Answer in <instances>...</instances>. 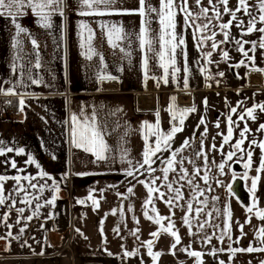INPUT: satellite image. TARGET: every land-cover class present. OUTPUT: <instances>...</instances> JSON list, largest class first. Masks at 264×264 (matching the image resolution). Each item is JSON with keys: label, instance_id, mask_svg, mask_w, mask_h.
<instances>
[{"label": "crops", "instance_id": "obj_1", "mask_svg": "<svg viewBox=\"0 0 264 264\" xmlns=\"http://www.w3.org/2000/svg\"><path fill=\"white\" fill-rule=\"evenodd\" d=\"M150 2L153 6L158 7L159 5V0H150ZM138 7V0H116L113 5L114 10H131ZM24 11L27 14L18 17L16 22L28 31L19 37L16 35V27L12 20L6 15H0V87L8 89L16 85L15 91L24 95L26 105L24 110L20 111L17 95H0V143L14 149L13 152L0 155V175L9 177L30 175L36 177L32 183L47 184V187L43 193H40L38 189H29L28 182L22 179L20 184L36 197L31 204L25 205L24 194L22 192L17 194V182L9 179L4 183L5 195L8 197L11 194V199H8L5 205L0 206V218L8 212V206L14 199L16 203L7 221L13 225L11 228L13 235H19V228L25 223L28 226L19 240L11 241L10 249H6V241L0 240V252L26 260L50 257L48 262L52 264L53 260L59 259L53 257L58 254V248L64 251L63 245L69 242L72 248L70 258L76 264H136L138 260H149L146 246L141 247L139 241L153 239L150 233L157 231L159 226L149 221L144 215L145 209L142 205L147 197V189L125 175L124 170L131 167L127 160L130 159L133 163L140 161L146 146L154 145L155 137H151L148 142L143 138L145 135L144 122L154 124L157 111L160 113L161 131H169L171 114L167 109L171 103V97H176L177 108L192 105L197 108L199 92H210L207 88L195 87L190 81L189 87L184 88L183 78L188 74L183 71V68L185 66L190 68V66L188 65L187 27L184 26L183 13L178 11L176 32L186 42L183 46L187 52L186 65L178 48V66L182 69L179 82L177 78L170 75L167 85L161 82L158 86L156 80L151 77L160 78L163 70L154 52L147 53L150 78L147 81L144 79L143 59L146 50L140 47L138 39L142 26L141 16L135 14L81 16L78 0H66L64 16L54 15L52 27L44 28L37 23L39 18L30 9L25 8ZM81 21L92 30L91 46L103 56V60H100L99 56H93L89 60L85 55L89 46L88 30H83L82 38ZM101 25L122 27L126 38L118 42V47L113 48L108 43L107 28H102ZM151 28L153 29L152 34L157 35L159 24L155 14L151 20ZM33 39L37 41L38 48L31 43ZM37 61L40 63L39 68L35 67ZM258 68H264V55L260 56ZM101 74L117 79L100 80ZM29 76L42 79L43 82L39 85L32 84ZM189 76L191 78V74ZM21 80L23 84H20ZM214 91H221L219 94L224 99V124L221 125L220 133L226 134V117L229 114V107H236L239 101H243V105L237 110L239 113L244 108L264 103V73L251 71L249 67L244 82H240L236 87L212 90L210 94L213 95ZM238 91L239 94H237ZM207 95L209 97V94ZM11 106L20 111L18 117L11 112ZM94 111L96 122L101 126L104 141L109 148V160L107 161L96 162L93 154L76 148L71 142V116L75 114L81 118L90 117ZM255 114L256 121L246 117L248 127L252 131L243 145L245 149H248L249 142L253 138L257 141L264 140V133L257 131L259 124L264 123V112L257 109ZM201 116L198 108L195 113L188 115L183 126L184 130L175 136L171 142V149L179 148L185 139L190 138V146L178 156V159L184 158L182 167L187 168L189 173H193L196 167H200V177L204 174V161L202 158H197L196 153L200 150L207 153L210 179L207 185L200 177H197L196 182L201 188H211V191H205L204 196L199 198L208 200L206 211L213 212L211 223L205 225L204 232H200L195 212H193L191 231L196 235H189L187 226L182 222V217L187 214L186 203L192 193V189L186 182H181L184 184L182 189L184 200L179 202L185 205L184 208L169 209L163 200L159 199L155 200V207L164 216L175 211L173 220L181 237V243L178 249L176 248L178 252L184 246H190L191 250L208 254L213 246L227 248L229 243L227 238L223 245L215 237L211 244L205 245L201 243V238L214 231L218 234L219 229L213 228L212 225L225 226L224 222L227 217L218 214L215 209H221L223 213L228 205L232 211V240L235 241L240 235L237 222L244 224L245 233L244 237L239 240V244L233 243L232 246L247 248L250 242L253 246H260L255 239V230L264 226V221L251 214V222L245 223L249 215L246 209L235 196L227 191L226 187L217 183L218 180L225 185L231 183L232 171H235V167L245 171L242 162L230 161L231 167L226 165L223 175L217 167L226 158L224 154L230 150V145L239 138V132L244 127V123L240 122L239 127L234 129L233 139L230 144L224 145L223 153H221L218 149L223 141L220 139L217 141V137L213 136L207 125L206 135L204 125H202L203 128H197ZM233 120H238V114L233 115ZM212 144L217 146V150L209 151ZM19 148H24V154H17L15 150ZM124 149L127 150V155L122 160ZM158 155L162 159L168 158L170 151L158 153ZM260 156L261 149L255 147L250 171L254 176L257 174L256 168ZM29 157L35 159L40 165L39 169L35 164H26ZM13 159L16 161V168L11 167L10 161ZM189 161H194V163H189ZM153 167L157 168L155 175L161 176L160 168L163 165L160 160H157ZM41 170L48 173V178L39 177ZM84 173L87 174L82 175ZM175 175L170 173L169 179H175ZM139 178L150 179L147 173ZM53 179L60 185L59 198L54 208L44 203L46 199H50L55 194L52 190ZM261 181L264 182V174H261ZM161 184L162 181H157V185ZM132 185H135L134 194L129 195L126 189ZM161 190L167 193L163 187ZM90 191L100 200L98 209H95L90 201L84 205L77 203L78 199H86ZM118 192L125 193L126 198L118 196ZM214 197H219V200H214ZM36 203H40L43 207L37 209ZM197 206H199L198 203L194 201L193 208ZM121 207L123 215L119 210L116 215L111 214L112 209ZM130 207L134 211H129ZM18 208H25L24 217L31 215L33 211H36L38 215L32 221H21L20 224H16L20 216L16 211ZM258 209H264V204ZM50 214H54L55 218L47 219ZM133 216L139 218V225L136 224ZM204 219L205 216L202 213L199 222H203ZM101 221H103L104 236L107 238L106 243H102V236L98 230ZM167 223L164 221L165 225ZM117 224L120 225V236L113 232ZM137 227L140 228L139 241L130 234V230L134 231ZM76 228H80L83 235L77 234L74 231ZM7 231L9 229L0 219V235H4ZM120 237H125V239L122 240ZM25 240L31 248L21 247ZM173 242L174 237L170 234L163 232L160 234L153 248V251L163 253L160 260H168L167 252ZM122 244L130 251L139 248V256H123ZM104 248H107L108 252L113 255H108ZM181 253L186 254L182 251ZM217 257L226 260L228 264H249V261L251 264H259L261 260H264V252L237 253L231 262H229L227 252L218 253Z\"/></svg>", "mask_w": 264, "mask_h": 264}, {"label": "snow or ice", "instance_id": "obj_2", "mask_svg": "<svg viewBox=\"0 0 264 264\" xmlns=\"http://www.w3.org/2000/svg\"><path fill=\"white\" fill-rule=\"evenodd\" d=\"M80 5L79 15L81 16H92V15H111V14H126V15H139L142 17V26L140 27L138 33L139 45L142 49L146 50V54L143 59L144 66V79L147 81L149 79L148 74V65H149V56L148 52H154V55L159 58V66L163 70V75L160 78L151 77L156 80L157 85L162 82L167 85L169 83V76L177 78L179 82V74L182 69L178 66L177 60V49H180V56L183 61L187 62V52L184 49L185 40L182 36H178L176 32L177 21L176 17L178 11L183 13L184 15V26H191L193 29V33H199L197 36L196 47L201 48L203 45L207 44L208 41H211V51H208L203 54V58L207 60L208 64L213 63L211 57L213 52L220 49L221 45L229 43L230 39L236 45V51L241 53L243 58L238 62L231 64L230 67L233 69H238L240 67H249L251 66V71H258L264 73V68H258L255 66V56L249 55V52L255 53L257 48L264 50V0H255L254 3L250 4L249 0H238L237 7L235 9L229 8V0H218V4L223 5V12H221L220 8L217 6V3H213V0H209V7H201L200 11L195 14V19H199L200 17H204L207 20V23L202 25H196L193 20V13L187 6V0H159L158 7L153 6L150 0H138L139 7L136 9H123V10H114L113 5H115L116 0H78ZM197 5L201 4V0H196ZM66 0H0V15H6L9 17L16 27V35L19 37L22 33H27V29L17 23V18L23 15H26L27 12L24 11L25 8L30 9L36 17H38L37 23H39L44 28L52 27V17L54 15H59L61 17L64 16V8H65ZM211 11L214 15L209 16L208 13ZM244 13L249 17L247 25L243 18L238 17V13ZM253 12L257 14H253ZM153 14H155V18L158 20L159 30L157 35H153V29L151 28V20L153 18ZM228 15L230 18L227 22H223V15ZM213 21H220L218 24H213ZM235 22V26L240 31V38L235 39L231 38L230 29L232 28ZM257 24L262 25L261 27H257ZM102 28H107V38L108 43L112 45L113 48L119 46L118 42L124 40L126 38V34L122 27H116L115 25H101ZM219 28V32L223 35L224 39L222 41H216L217 32L212 30L214 28ZM81 36L83 38V30H88L87 41L88 48L85 52V55L89 60L93 58V56H99L100 60H103V56L98 53L95 48L91 46V41L93 39V32L89 28V26L83 21L80 22ZM253 32L261 33V37L259 41H247L244 40L243 37L246 35H250ZM210 33V34H205ZM31 43L37 48L39 45L37 41L33 39ZM17 44H19V40H17ZM250 44V48L245 49V45ZM83 46V45H82ZM158 46V47H157ZM123 51V49H121ZM222 51V60L227 62L230 59L229 52L227 50ZM217 65L219 61L215 62ZM35 67L39 68L40 63L37 61ZM171 69V72H170ZM183 71L187 73L183 78L184 88L187 89L189 87V79L188 76L191 74V69L185 66ZM199 71L201 73H205V78L207 80H212L213 76L209 73L207 67H200ZM250 74V73H249ZM217 76L223 78L225 76L224 72H218ZM237 79H243L240 77L239 73L236 72ZM100 80L105 79H117L113 76H104L103 74L99 77ZM29 80L32 84L39 85L43 81L42 79H34L29 76ZM216 84L220 83L219 79L215 80ZM20 84H23V81H20ZM209 87L211 85H208ZM16 85H12L8 89H4L0 87V95H17L18 99V107L20 111H23L25 108V99L23 94H19L15 91ZM239 94V91L237 92ZM217 95H219L217 93ZM243 101H239L236 107H229V114L226 117L227 121V133H219L222 136V144L220 145L218 151L223 153V148L225 144H230V141L233 139L234 129L239 127L240 122L244 123V127L239 132V138L236 139L234 144L230 145V150L224 154L225 159L223 162L218 164V169L221 175L224 174L225 166L229 165V162L234 163H243V168L245 171L237 176V173L232 171V181L235 182L237 179L248 181L250 180L249 192L251 193V204L245 206L246 211L249 214L245 223L251 222V214H253L254 209H257L258 200L256 197V192L258 189L259 182L261 181V174H264V140L257 141L253 138L249 142L248 149H245L243 145L245 144V140L247 139L248 134L251 133V129L248 127L247 119L251 118L252 121H256V111L259 109L261 112H264V103L254 104L252 107L244 108L243 111L238 113V108L243 105ZM203 105L205 108L208 106L207 97L203 100ZM167 111L171 114L170 116V126L169 131L163 132L160 127V113L156 112V122L154 124L144 122L145 135L144 140L148 142L151 137H155L154 145L148 144L142 153V159L133 163L132 160H127V163L131 166L124 170L125 175L127 177H131L140 185H143L147 189V197L143 202L142 207L145 209L144 215L147 219L153 222L155 225H158L159 228L157 231H153L150 233V236L153 239H149L147 241H139V232L140 228L137 227L134 231L130 230V234L135 236L140 243L141 247L146 246L147 255L152 258L153 264H157L159 258L163 254L161 251H153L154 244L158 240L160 234L168 233L172 237H174V242L171 244L169 252L173 256L176 255V248L181 243V237L179 235V229L175 226V221L173 217L175 216V211H171L169 215L164 216L159 213V210L155 207V200H163V202L169 207V209H174L176 207L184 208L185 205L180 204L179 202L184 200L183 187L184 184L181 182H186L188 187L192 189L191 198L186 203V215L182 217V222L187 226L189 230V235L194 236L196 233L192 232L191 229L193 227L192 224V214L195 212V217L197 218L198 228L200 232H204L205 225L211 223V218L213 216L212 211H206L208 200L207 199H199L203 197L205 191H211L210 187L201 188L200 185L196 182L197 177H200L201 168L196 167L193 173H189L187 168L182 167L184 164V158L178 159V156L183 153V151L190 146V138H187L183 141L182 145L177 149H171V142L174 140L175 136L182 132L183 126L185 124V120L189 114L195 113L197 108L195 105L191 107L177 108L176 106V97H171V103L168 106ZM238 114V120H233V115ZM178 118V123H177ZM71 142L72 144L78 148L83 149L85 152L91 153L95 157L96 162L107 161L109 160V148L108 145L104 141V134L101 126H99L96 122L95 111L93 114L88 117L85 116L83 118L76 116L73 114L71 116ZM201 125H204V134H207L206 128V120L203 116H201L197 128ZM219 120H217L215 127L219 128ZM257 131L264 133V123H260ZM255 147L261 149V156L259 158V163L256 168V175L249 176V172L252 169L253 165V153L255 151ZM217 150V146L212 144L210 146L209 151ZM14 149L11 147L3 146L0 143V155H5L6 152H13ZM17 154H24V148H19L15 150ZM165 151H170V156L168 158H161L158 153H162ZM124 155H122L121 159L123 160L127 155V150H123ZM197 158H202L204 161V174L200 177L205 185L208 184L210 179L209 177V168H208V159L207 153L203 150H200L196 153ZM235 158V159H234ZM160 160L162 168L160 171L162 173L161 176H156L157 168L153 167L156 164V161ZM189 163H194V161H189ZM11 167L16 168V161L13 159L10 161ZM26 164H35L39 169L40 165L36 163L35 159L29 157L26 160ZM22 171V170H21ZM147 173L150 179H140V176L145 175ZM173 173L175 175V179L170 180L169 174ZM84 173L82 175H86ZM39 177L42 179L48 178V173L44 171L39 172ZM13 179L17 182V194L22 192L24 194V203L25 205L31 204L32 200L36 199L33 194H30L28 189L24 188L23 185L20 184V181L23 179L28 182L29 189H38L40 193H43L47 184H36L32 183L36 177L33 176H15L9 177L7 175H0V206L6 204L8 199H11V194L8 197L5 195L4 191V183ZM157 181H162L161 185H157ZM218 184L226 187L227 191L235 196V192H233L232 183L223 184L222 181H217ZM178 185V186H177ZM161 187L167 190H161ZM135 185H132L126 189V193L129 195L134 194ZM52 190L55 194L51 196L50 199H46L44 201L45 204L55 207L57 199L59 198L60 185L59 182L53 179ZM118 196L122 198H126L125 193H117ZM103 197H101L102 199ZM214 200H219V197H214ZM88 201L91 202V205L98 209L100 207V200L97 199L93 192L90 191L89 195L86 199H78L77 203L80 205L86 204ZM196 201L199 206L193 208V202ZM16 201L13 199L11 204L8 206V212L5 213L2 218V221L5 223L6 227L9 229L4 235H0V240L6 241V249H10L12 240H19L20 236L25 232L27 228V223L24 224L23 227L19 228V235L14 236L11 228L12 224L7 223L9 219V215L11 213L12 208L15 206ZM151 206V207H150ZM35 207L37 209L43 207L40 203H36ZM120 211L123 215V208L120 209H112L111 214L116 215L117 211ZM16 211L20 214L19 218L16 221V224H20L21 221H32L34 217L38 215L36 211H33L31 215L27 217L23 216L25 208H18ZM129 211H134L133 208H129ZM218 214H222L227 217L224 227L220 225H212L213 228H218V234L214 231L212 234H205L201 238V243L208 245L211 244L213 238L217 239V241L223 245L225 238L229 241L227 248L225 247H215L213 246L210 250V255L214 258L217 257L218 253L227 252L229 254V262L236 256L237 253H256V252H264V226L259 227L255 230V239L257 240L260 246H253V243L250 242L247 248L242 247H233L232 244H239V240L242 239L245 235L243 229L244 224L237 222L239 227L240 235L236 238L235 241L232 240V232H231V218L232 211L230 205L227 206V209L221 213V209H215ZM152 214H149V213ZM204 214L205 219L203 222H199V217L201 214ZM255 215L259 217L261 221H264V209H257L255 211ZM55 215L50 214L47 219H54ZM133 219L136 221V224L139 225V218L133 216ZM164 221H167V225L164 224ZM43 227V225H41ZM99 232L102 236V243H106L107 238L104 236V228L103 221H101L99 228ZM74 231L83 235L80 228L74 229ZM113 232L120 236V225L113 229ZM87 237H85L86 239ZM122 240L125 237H120ZM29 247L27 240L21 245V247ZM123 249V256L125 257H133L139 256V248L134 251L127 250L124 248V245H121ZM104 251L108 255H113L111 252H108L107 248H104ZM182 252L186 253L190 258H195L196 264H203L202 257L205 255L202 251L191 250L190 246H184L181 249ZM43 254V251L40 253ZM143 264V261L141 262ZM183 264V262H181ZM217 264H225L223 259H219ZM251 264V261H249ZM259 264H264V260H261Z\"/></svg>", "mask_w": 264, "mask_h": 264}, {"label": "rangeland", "instance_id": "obj_3", "mask_svg": "<svg viewBox=\"0 0 264 264\" xmlns=\"http://www.w3.org/2000/svg\"><path fill=\"white\" fill-rule=\"evenodd\" d=\"M255 0H249V3L252 4L254 3ZM213 3H217V6L220 8L221 12H223V5L218 4V0H213ZM238 0H229L228 7L235 9L237 7ZM187 6L190 9V11L193 13V20L196 25H202L204 23H207V20L204 17H200L199 19H195V14L200 11L201 7H209V0H201V4L197 5L196 0H187ZM253 14H257L253 12ZM209 16L214 15L211 11L208 13ZM238 17H241L244 19L245 24L247 25L249 17L245 15L244 13H238ZM230 17L228 15H223V22H227ZM220 21H213V24H218ZM262 25L257 24V27H261ZM217 32L216 36V41H222L224 39L223 35L219 32V28H214L212 29ZM231 33V38L239 39L240 38V31L237 29L235 26V22L230 29ZM205 34H210V33H205ZM199 33L194 34L193 29L191 26L187 27V51H188V65L190 66L191 69V78L189 76V81L194 85L195 87L200 86L203 88L209 89L211 92L212 90L216 89H224L227 87H236L240 82L245 81V76L247 72L249 71V67H240L238 69H233L230 67L231 64H234L241 60L243 58L242 54L236 51V45L232 40L230 39L229 43L221 45V48L214 51L213 55L211 57V60L213 63L208 64L207 60L203 58V54L211 51V41H208L207 44L203 45L201 48L196 47V42H197V36ZM261 33L259 32H253L250 35H246L243 37L244 40L247 41H259L261 37ZM250 44L245 45V49L247 50L250 48ZM221 50H227L229 52L230 59L225 62L222 60V51ZM264 50H261L257 48V51L255 53L249 52V55H254L255 56V66H259V60L260 56L264 55L262 53ZM193 61V63H191ZM219 61V64L217 65L215 62ZM200 67H207L209 70V73L213 76L212 80H207L205 78V73H201L199 71ZM224 72L225 76L223 78H220L217 76L218 72ZM236 72L239 73L240 77L243 79H237L236 78ZM219 79L220 83L216 84L215 80ZM208 85H211L210 87ZM210 92L206 91H201L199 92V97H197V108L199 111H201L202 116H204L206 120V125L207 128L211 131L213 136L217 137V141L222 140V136L219 135L218 133L221 132V127L223 126V116L225 114V108H224V99L221 97L219 92L221 91H214V94H210ZM212 93V92H211ZM217 93L219 95H217ZM209 94V97L208 95ZM207 97L208 99V106L207 108L204 107L203 105V100L204 98ZM199 117V114H198ZM201 118V117H200ZM219 120V128L215 127V124ZM222 125V126H221ZM200 127L203 128L201 125ZM219 135V136H218ZM215 140V139H214ZM239 173V172H236ZM242 174V173H240ZM239 176V175H237ZM249 176H254L252 173L249 172ZM251 181L248 180L246 181L247 188L249 189ZM256 197L258 200L257 204V209L259 206H262L264 204V182L260 181L258 185V189L256 192ZM236 198V197H235ZM237 199V198H236ZM241 204V203H240ZM242 205V204H241ZM243 208L246 209L242 205ZM257 209H254L253 214L255 215V211ZM259 218V217H258ZM178 247V246H177ZM54 250L55 252L58 251V254L53 256L55 258H59L57 260H53L52 264H76L75 261L73 262L70 258L72 254V248L67 247L65 244L63 245V250ZM178 249V248H177ZM169 254L168 260H158L157 264H196L195 258H190L187 254H182L181 251L178 252L176 250V255L173 256L170 254V252H167ZM51 257V258H53ZM50 257H42V258H34L33 260L29 259L26 260L24 258L20 257H14V256H8L0 252V264H49L48 259ZM62 258V259H61ZM40 259V261H38ZM61 259V261H60ZM203 259V264H217L219 258L218 257H212L208 253H205V255L202 257ZM143 261V264H153L152 258L150 257L149 260H138L136 261V264H141ZM225 264H228V262L225 260Z\"/></svg>", "mask_w": 264, "mask_h": 264}, {"label": "water", "instance_id": "obj_4", "mask_svg": "<svg viewBox=\"0 0 264 264\" xmlns=\"http://www.w3.org/2000/svg\"><path fill=\"white\" fill-rule=\"evenodd\" d=\"M238 170V169H237ZM241 170V169H240ZM239 177V176H238ZM233 192H235V197L237 200L245 207L251 204V193L249 192L246 181L237 179L235 182L231 181Z\"/></svg>", "mask_w": 264, "mask_h": 264}, {"label": "built area", "instance_id": "obj_5", "mask_svg": "<svg viewBox=\"0 0 264 264\" xmlns=\"http://www.w3.org/2000/svg\"><path fill=\"white\" fill-rule=\"evenodd\" d=\"M10 109H11V112L13 113L14 116H17V117H18V116L20 115V111H19V110L13 108L12 106H11ZM65 245H66L67 247H70L69 242L66 243Z\"/></svg>", "mask_w": 264, "mask_h": 264}, {"label": "flooded vegetation", "instance_id": "obj_6", "mask_svg": "<svg viewBox=\"0 0 264 264\" xmlns=\"http://www.w3.org/2000/svg\"><path fill=\"white\" fill-rule=\"evenodd\" d=\"M235 171H236V172H239V173H237V175H240V172H241V173H243V171H242V170H237V168H236V167H235Z\"/></svg>", "mask_w": 264, "mask_h": 264}]
</instances>
